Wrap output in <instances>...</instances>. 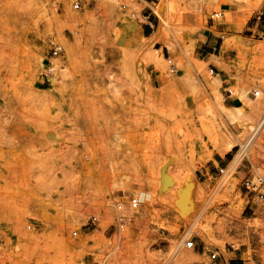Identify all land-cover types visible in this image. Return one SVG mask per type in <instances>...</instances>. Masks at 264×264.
I'll return each instance as SVG.
<instances>
[{
  "label": "rangeland",
  "instance_id": "374dc122",
  "mask_svg": "<svg viewBox=\"0 0 264 264\" xmlns=\"http://www.w3.org/2000/svg\"><path fill=\"white\" fill-rule=\"evenodd\" d=\"M261 31L264 0H0V264H183L194 222L223 253L253 230L244 264H264V223L243 213L264 207V183L244 186L264 180V124L219 172L264 117ZM182 187L205 192L189 220Z\"/></svg>",
  "mask_w": 264,
  "mask_h": 264
},
{
  "label": "crops",
  "instance_id": "0c3cea01",
  "mask_svg": "<svg viewBox=\"0 0 264 264\" xmlns=\"http://www.w3.org/2000/svg\"><path fill=\"white\" fill-rule=\"evenodd\" d=\"M261 32L264 35V31ZM216 42H218V39H213V35L207 34V39L203 42L202 45V48H205L204 51L207 53V55H213ZM235 105L239 104H233L231 106ZM224 161L225 158L219 156L216 162L218 164H224ZM225 165L226 164H224L223 166ZM245 211H247L248 213V216H246L245 218H256L260 220V222L264 223V207L255 205L254 201H252L249 205H246L243 208V213H245ZM246 232H231L229 235L236 239L238 242L237 245H226L225 253L222 252L221 248L217 249L214 247H209L204 241L200 240L199 242H196V244L194 242V253L186 255L181 259V261L183 264H244L245 255L247 254L248 250L250 248H254V238L251 237L254 231L251 230ZM257 232L260 233L261 230H257ZM214 250L216 251L215 253H219V257H217L216 259H212V252Z\"/></svg>",
  "mask_w": 264,
  "mask_h": 264
},
{
  "label": "bare ground",
  "instance_id": "6f19581e",
  "mask_svg": "<svg viewBox=\"0 0 264 264\" xmlns=\"http://www.w3.org/2000/svg\"><path fill=\"white\" fill-rule=\"evenodd\" d=\"M163 1V0H162ZM162 3V2H161ZM170 6H171V4H169ZM168 5V6H169ZM166 7V6H165ZM163 5H157V8L155 9V13H156V15L159 17V19H161V21L165 24L164 26H167V27H169V24L171 23V21H172V18H171V16H169V15H166V14H164V12H163ZM172 9V8H171ZM228 11V10H227ZM228 44L229 43H226L225 45H224V48L223 49H227V47H228ZM154 53V52H153ZM152 55V54H151ZM154 55V54H153ZM213 57V56H212ZM215 57V56H214ZM216 58H219V57H217L216 56ZM157 59V58H156ZM254 60V59H253ZM156 61V60H155ZM157 62V61H156ZM199 67L200 68H202L203 70H206V65H202V64H200L199 65ZM204 72H206V71H204ZM220 80H221V78H220V75H217L216 76V78H215V81L214 82H212V83H210L209 81H208V79L206 78V81H207V83H208V85H209V87L211 88V89H213V90H215V89H217L218 88V85H219V83H220ZM207 89V88H206ZM205 89V90H206ZM209 91V90H208ZM207 91V92H208ZM241 99H243V96H241ZM260 103H262V101H260ZM220 112H221V114H222V119L224 120V121H226L227 123H229V122H232L233 121V118L235 117V116H237V115H239L240 113H241V108L239 107V106H231V107H226V106H224V105H221L220 106ZM220 114V113H219ZM250 122V121H249ZM260 122H262V124H264L263 122H264V117H263V119H261L260 120ZM259 122V123H260ZM261 124V126L263 127V125ZM259 125V124H258ZM248 126V127H247ZM247 126L245 127V129H247V128H252V132L250 133V135L248 136V138L246 139V141L248 142H250V145H249V147H248V149L246 150V151H248V150H250V147H251V145H252V142H253V140L255 139V136H256V134L261 130V128H258V129H256V126L255 127H252L250 124H247ZM257 130V131H256ZM259 130V131H258ZM239 135V134H238ZM237 137V136H236ZM238 138V137H237ZM245 141V142H246ZM239 145H240V143H239ZM233 148V145H232V143H228V145H227V147H226V149L227 150H231ZM245 154V152L243 153V155ZM241 158H242V154H237L236 155V157H235V159L231 162V165L233 166V168L236 166V165H238V163L240 162V160H241ZM229 168H230V166H229ZM228 168V170H230ZM231 170H233V169H231ZM234 171V170H233ZM230 174H232V173H230ZM222 178V177H221ZM224 178V177H223ZM228 177H226L225 179H227ZM224 180V179H223ZM224 181H226V180H224ZM234 181H235V179H234ZM221 182V181H220ZM219 182V183H220ZM233 182V181H232ZM223 183V182H222ZM222 185V184H221ZM236 185V184H235ZM235 187V186H234ZM220 188H221V186H220ZM219 188V189H220ZM199 189V192H198V194H192L190 191L191 190H189V188H187V187H182V188H180L177 192H176V196H175V199H174V202H173V209H175L180 215H181V217L182 218H184V219H186V220H189V219H191V217H193L192 215L193 214H195V212H196V210H197V208L199 207V205L203 202V200H204V197H205V192L203 191V190H201V188H198ZM153 198V194L151 193V192H149V191H146V192H140L139 193V199L140 200H144V201H149V200H151ZM201 215V214H200ZM199 219H200V217H199ZM199 219H196L195 221H198ZM196 222H194L193 223V225H192V229L194 230V228H195V226H196V224H195ZM123 234V233H122ZM120 236V235H119ZM118 239V238H117Z\"/></svg>",
  "mask_w": 264,
  "mask_h": 264
},
{
  "label": "built area",
  "instance_id": "2783aa9c",
  "mask_svg": "<svg viewBox=\"0 0 264 264\" xmlns=\"http://www.w3.org/2000/svg\"><path fill=\"white\" fill-rule=\"evenodd\" d=\"M75 7L79 8V4L77 3ZM216 16L218 17V16H220V14H216ZM260 16H259V18H260ZM59 51H60V48H55V54L59 53ZM254 96L256 98L259 97L260 96V91H255L254 92ZM261 124H262V122H260L259 125H257L256 129H258ZM249 145H250L249 141L248 142L246 141V142L242 143L241 145H239L236 155L237 154H242L241 160L245 159L248 156L249 150L248 151H246V150L248 149ZM244 152H245V154L243 155ZM236 155H235V157H236ZM235 157H234V159H235ZM231 162H229V164H226L225 166H222L221 168H219L220 177L223 178L227 174L229 166H232ZM256 181H257V183L254 182L251 179H246L245 182H244V186L249 192L259 193L260 194L262 185L264 183V180H263V178L260 175H257L256 176ZM260 195H261L260 196L261 198L264 197V194H260ZM140 203L141 202H140L139 197L138 198H132L131 199V208L134 209V210L138 209ZM89 221H90V223L92 225H95L96 222H97V217L91 216ZM119 225H120V228H122L125 225L124 219H122V218L119 219ZM76 234L77 233H74V235H76ZM184 239H185L184 245L188 249H194L195 248V244H194V240H193V229H192V226L185 233ZM179 249H180V246H178L176 248V251H178ZM216 258H217V253H213L212 254V259H216Z\"/></svg>",
  "mask_w": 264,
  "mask_h": 264
}]
</instances>
